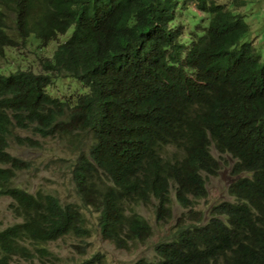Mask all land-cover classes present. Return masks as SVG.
<instances>
[{
	"label": "trees",
	"instance_id": "1",
	"mask_svg": "<svg viewBox=\"0 0 264 264\" xmlns=\"http://www.w3.org/2000/svg\"><path fill=\"white\" fill-rule=\"evenodd\" d=\"M186 4L206 23L184 36ZM236 5L243 1L0 0V61L27 44L41 60L38 73L0 65V196L19 219L0 229V264L44 258V245L68 235L90 237L87 205L102 239L144 244L152 227L135 208L152 205L157 222L169 221L171 199L189 215L152 242L154 260L133 264H264V60ZM60 80L78 86L52 96L46 88ZM16 128L75 146L79 204L12 185L30 164L7 151L9 139L38 146ZM228 160L226 197L205 220L193 207Z\"/></svg>",
	"mask_w": 264,
	"mask_h": 264
},
{
	"label": "rangeland",
	"instance_id": "2",
	"mask_svg": "<svg viewBox=\"0 0 264 264\" xmlns=\"http://www.w3.org/2000/svg\"><path fill=\"white\" fill-rule=\"evenodd\" d=\"M221 3L228 4L229 0H216ZM243 5H236L232 9L240 13L244 20L249 24L248 34L245 36L247 41H252L254 50L261 55V59L264 60V0H241ZM186 8L182 10L183 13L179 15V24L182 26V30L185 34L193 30L197 23L198 28L203 27L206 23L205 15L197 11L193 4H186ZM11 15H7L9 18ZM187 32V33H186ZM27 44V42H26ZM22 48L18 45L16 48L8 49L6 51V59L0 61V65L7 63V60L13 64L11 68H23L30 69L34 72L40 71V61L33 55L30 45ZM55 48L54 44H49L45 56L49 57L52 50ZM29 67V68H28ZM58 81V80H56ZM72 82V81H71ZM68 82L60 80L54 85H49L46 90L52 96L59 97V91L64 90L67 87ZM77 87L76 85L68 86V92L71 87ZM81 88V84H79ZM85 88V87H84ZM86 92V90H84ZM62 96V95H60ZM57 97V98H58ZM15 136L20 138L28 137L38 143L37 147L31 148L23 145H18L11 138L8 141L7 151L14 157L29 162L30 167L28 169H21L15 172V176L12 180V185L26 190L30 193H52L61 201V203L77 202L79 200L75 193V181L73 177L72 162L81 155L75 150V146L66 143L63 139L54 137L41 138L35 136L30 131L25 129L16 128L12 131ZM230 163H232L230 161ZM228 169L226 171L220 169L216 177H211L206 183V198L197 201L196 206L193 209L199 212L205 217V220L209 217V209L211 206L219 203L226 196L224 194L229 177L227 176ZM172 195V194H171ZM170 195V196H171ZM172 201V223L178 226L180 223L178 217L183 214H187V211L178 206L175 201ZM11 199L0 196V229L7 227L19 219L10 210ZM137 213L141 212L148 223L154 225L155 240L159 238L170 237V233L175 230L174 226L168 221L157 222L154 208L152 205L138 206L135 208ZM85 214L86 229H92L90 237L81 241L73 235H68L58 239L55 242H50L45 248L50 252L44 258L37 256L36 258L27 261L18 257H13L11 264H81L83 261L92 258V255H98L99 258L94 264H131L140 258H149L153 260L150 250V243L137 244V246L122 250L117 249L111 242L102 240L97 227V213L94 210L88 209L83 211ZM152 241V239H151ZM134 244H130L133 246Z\"/></svg>",
	"mask_w": 264,
	"mask_h": 264
},
{
	"label": "clouds",
	"instance_id": "3",
	"mask_svg": "<svg viewBox=\"0 0 264 264\" xmlns=\"http://www.w3.org/2000/svg\"><path fill=\"white\" fill-rule=\"evenodd\" d=\"M235 7V6H234ZM9 48H6V51L8 50ZM12 49V48H11ZM5 51V52H6ZM67 88H68V84H67V87L64 89V90H67ZM72 88V87H71ZM62 90V89H61ZM59 94V96L60 95H66V93H58ZM213 155L215 156L216 154L215 153H213ZM230 161L231 160H228V166H226V168L227 169H229V166H230ZM74 162V161H73ZM73 162H72V166H74L75 165V163L73 164ZM232 162V161H231ZM226 168H221L222 169V171L223 170H225L226 171ZM74 169V168H73ZM219 173H221V172H219ZM227 173V172H226ZM218 175V174H217ZM227 176H228V174H227ZM229 177V176H228ZM230 180V179H229ZM172 194V193H171ZM76 203H78L79 204V200L76 202ZM88 209H91V210H93V208L91 207V206H86L85 208H83L82 209V212L83 211H85V210H88ZM154 213H155V211H154ZM139 214H140V212H139ZM83 215L85 216V214H84V212H83ZM156 217V216H155ZM172 220H173V218H171L168 222H170L173 226H174V228H175V226L176 225H174L173 223H172ZM157 221V220H156ZM155 225V224H154ZM154 225L152 226V224L150 223V226L152 227V235H151V237H148V240L146 241V243L147 242H149L150 243V250H152V252H151V254H152V256L155 258V252H154V249H153V246H152V242H156V241H158L159 239H161V238H159L158 240H155L154 238H153V236H154V229H153V227H154ZM97 227V226H96ZM97 230H98V228H97ZM172 233V232H171ZM171 233H170V235H171ZM100 235V234H99ZM101 237V236H100ZM102 239V238H101ZM151 239H152V241H151ZM83 240H85V239H83ZM102 240H106V241H108V242H111V241H109V240H107V239H102ZM112 243V242H111ZM146 243H144V244H146ZM113 244V246H115V244L114 243H112ZM131 244V243H130ZM130 244H129V247H128V249H130V248H133V247H135V246H137V244H139V243H132V244H134L133 246H130ZM143 245V244H142ZM115 248H117L116 246H115ZM117 249H121V248H117ZM122 250H127V249H122ZM144 259H148L149 260V258H144ZM138 260V259H137ZM137 260H135V261H137ZM154 260V259H153ZM134 261V262H135ZM134 262H132L131 264H133Z\"/></svg>",
	"mask_w": 264,
	"mask_h": 264
}]
</instances>
